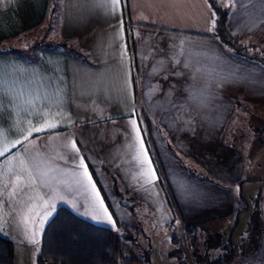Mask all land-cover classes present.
Masks as SVG:
<instances>
[{
  "label": "crops",
  "instance_id": "obj_1",
  "mask_svg": "<svg viewBox=\"0 0 264 264\" xmlns=\"http://www.w3.org/2000/svg\"><path fill=\"white\" fill-rule=\"evenodd\" d=\"M217 1L227 8V28L233 36L264 47V0ZM50 16L57 20L64 42L72 45L42 48L39 59L7 51V42L42 27ZM212 21L205 0H119L115 5L107 0L106 6L96 8L83 0H0V58L38 73L31 83L28 77L14 81L17 89L38 97L41 107L49 85L63 88L62 106L45 108L46 115L33 118L0 109V132L11 140L45 121L60 125L34 134L12 153H23L27 147L33 169L47 173L43 179L48 187H41L37 176L36 185L14 189L13 179L19 174L15 160L12 172L0 170V236L12 243L14 264L32 259L35 263L43 231L59 207L112 230L120 224L133 227L136 216L131 207L142 203L164 216L168 222L160 217L163 224H170V208L181 215L184 226L206 231L200 215L215 214L219 205L226 207L221 216L235 214L233 186L243 181L244 157H252L258 145L252 142L248 152L243 147L244 154L225 136L233 123L243 129V143L249 142L244 135L257 131L250 115L264 110V68L244 62L212 37ZM133 112L142 122L154 181L148 165L136 159L140 145L130 124ZM73 139L114 226L107 217L92 218V186L82 177L77 183L73 176V171L82 172L79 155L70 151ZM65 143L67 161L58 158L65 154ZM7 159L0 158V165ZM49 165L55 170L49 171ZM181 185L203 196L189 200ZM38 196L55 204L42 230L38 220L32 221L39 209L29 211L30 205L42 203ZM123 200L130 205H123ZM206 200L208 206L202 208Z\"/></svg>",
  "mask_w": 264,
  "mask_h": 264
},
{
  "label": "rangeland",
  "instance_id": "obj_2",
  "mask_svg": "<svg viewBox=\"0 0 264 264\" xmlns=\"http://www.w3.org/2000/svg\"><path fill=\"white\" fill-rule=\"evenodd\" d=\"M56 21L50 16L42 27L24 35L21 39L7 42L5 48H8L7 51L11 54H20V57L24 59H39L42 48L61 49L63 44L72 45L70 41L64 42ZM262 112L264 110L253 111L250 115V124L257 128H254L257 131L252 135L248 133V136H243L244 139L249 137V142H242L240 134L243 129H237L235 123L230 125L225 136L227 143L238 146L244 154L243 147L248 152L249 148H253L252 142L258 145L252 157H244L243 183L233 186L237 211L225 218L221 216L224 213L221 210L224 211L226 207L219 205V209L213 210L215 214H210L208 211L207 214L200 215V223L203 227L208 231L220 232L223 244L229 241L235 255L233 264H255L256 259H260L259 264H264V113ZM245 143L248 144L247 148ZM200 172L203 173V170L200 169ZM205 206H208L207 200L204 205H201L202 208ZM131 210L136 216L132 219V226L138 231L137 244L133 249L142 259V264H176L175 259L170 255L171 249L174 248L170 237L177 234L185 245V234L181 230L184 227L181 215L177 212L176 216V212L169 208L170 224H163L161 218L166 220L164 216L161 214L159 216L156 210L145 203L138 207L132 206ZM216 215L219 217L212 219ZM178 221L182 223V226ZM185 259L186 264H189L191 260L188 255ZM22 264L35 263L32 259Z\"/></svg>",
  "mask_w": 264,
  "mask_h": 264
},
{
  "label": "trees",
  "instance_id": "obj_3",
  "mask_svg": "<svg viewBox=\"0 0 264 264\" xmlns=\"http://www.w3.org/2000/svg\"><path fill=\"white\" fill-rule=\"evenodd\" d=\"M215 20L212 37L232 50L247 63L264 68V47L241 42L227 28V8L217 0H207ZM66 49L64 44L62 45ZM62 47V48H63ZM185 245L177 234L171 235L174 244L170 252L176 264H233V247L223 244L220 232H208L201 226H184ZM138 231L120 224L117 230L98 226L59 207L46 225L36 264L49 261L55 264H142L134 252ZM0 264H14L12 243L0 236Z\"/></svg>",
  "mask_w": 264,
  "mask_h": 264
},
{
  "label": "snow or ice",
  "instance_id": "obj_4",
  "mask_svg": "<svg viewBox=\"0 0 264 264\" xmlns=\"http://www.w3.org/2000/svg\"><path fill=\"white\" fill-rule=\"evenodd\" d=\"M85 3L91 4L93 8L106 6L107 0H83ZM112 4L115 5L119 3V0H111ZM207 3V0H205ZM215 28V20L212 21V26L208 29L209 31H213ZM183 45L184 42L182 41ZM180 54H183V48H181ZM179 63V60L176 61ZM185 67H188V64H185ZM38 76L37 70L32 67H24L16 61H7L6 59L0 58V109L5 107L9 109H14L17 112L26 113L28 116L36 118L40 117L42 114H47L45 112V108L49 111L53 107L62 106V95L63 88L57 83L55 85H49L50 92L49 95L45 97L46 103L38 107L36 104V100L38 97L26 96L23 91L17 89L15 82L16 80L23 79L28 77V82L31 83L32 80L36 79ZM10 81L11 86L10 85ZM188 99H195L194 96L189 95ZM134 118L130 120L132 132L134 134L133 138L135 141H139V149L137 151L136 159L140 163L141 166L148 165L149 171L152 174L153 181L155 179V169L151 167V159L148 155L147 148L143 141L142 130L140 124L142 123L138 117H135V113L131 114ZM60 125L58 123H49L47 121L44 122L43 126L30 127L27 129L26 134L21 133L20 138L11 140L8 139L7 136L4 135L3 132H0V158L8 157L4 164L0 165V170H7L12 172L13 169L11 166L13 160L17 161L19 164L18 172L19 174L15 175L13 179V188L16 190H23L25 187H32L37 183V176H40V186L48 187L49 184L43 179V176L47 175V173L39 172L38 170H34L30 161L33 159L27 147H25L23 153H18L13 156L12 153L15 149L28 141L31 136L34 134H43L44 132L55 130ZM63 149H65V154L59 155L60 160L67 161L68 159V150L69 144L65 143L61 145ZM70 151L79 155V165L78 169L81 171H73V176L77 177L76 182L81 183V177L86 179L88 184L92 186V190L94 192V198L91 201L92 211L95 213L93 215V219H103L107 217L108 222L113 223L112 216L109 214L108 209L104 205V201L101 198L100 192L96 189L95 183L93 182L92 176L88 171V167L85 163V158L82 154H80L79 148L77 147V142L73 139L70 142ZM43 163L48 164L47 161H43ZM49 171L55 170L53 166L49 165ZM150 181V182H153ZM19 185V186H18ZM182 193L189 200L195 201L203 196L198 190L191 189L187 185H181ZM42 203L38 205H30L29 211L34 209H39L36 211L35 216L32 217V221L35 224L38 220V227L42 230L43 225L48 221V219L53 215L55 210V204L51 201V198L45 199L43 196L37 197ZM2 203V202H0ZM51 209V210H50ZM37 233H33L35 236Z\"/></svg>",
  "mask_w": 264,
  "mask_h": 264
},
{
  "label": "water",
  "instance_id": "obj_5",
  "mask_svg": "<svg viewBox=\"0 0 264 264\" xmlns=\"http://www.w3.org/2000/svg\"><path fill=\"white\" fill-rule=\"evenodd\" d=\"M121 202H122V204L125 205V206H129V205H130V202H128V201H126V200H123V201H121Z\"/></svg>",
  "mask_w": 264,
  "mask_h": 264
},
{
  "label": "built area",
  "instance_id": "obj_6",
  "mask_svg": "<svg viewBox=\"0 0 264 264\" xmlns=\"http://www.w3.org/2000/svg\"><path fill=\"white\" fill-rule=\"evenodd\" d=\"M43 264H47V261H43Z\"/></svg>",
  "mask_w": 264,
  "mask_h": 264
}]
</instances>
